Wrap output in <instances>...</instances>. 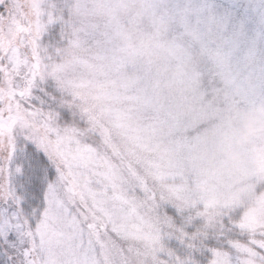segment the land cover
<instances>
[{
  "label": "snow or ice",
  "instance_id": "6c2138e0",
  "mask_svg": "<svg viewBox=\"0 0 264 264\" xmlns=\"http://www.w3.org/2000/svg\"><path fill=\"white\" fill-rule=\"evenodd\" d=\"M77 6L0 0V37L15 34L0 39V264H264V170L245 158L209 184L205 172L161 157L133 171L89 115L65 103L72 97L49 68ZM153 7L179 39L226 49L224 63L204 57L193 134L232 103L264 96V0Z\"/></svg>",
  "mask_w": 264,
  "mask_h": 264
},
{
  "label": "rangeland",
  "instance_id": "374dc122",
  "mask_svg": "<svg viewBox=\"0 0 264 264\" xmlns=\"http://www.w3.org/2000/svg\"><path fill=\"white\" fill-rule=\"evenodd\" d=\"M153 3L78 0L77 24L68 40L73 50L52 62L49 74L72 97L65 103L87 113L101 138L127 157L125 163L133 171L137 162L151 164L169 157L205 172L211 184L236 165L225 157L228 146L220 141L219 129L234 119L235 105L249 107L264 96L232 103L226 118L211 130L193 134L199 119L191 114V101L204 57L224 63L226 49L215 45L208 51L196 37L191 42L179 39ZM13 35L8 34L7 42H15ZM71 139L74 146L77 137ZM240 151L241 160L247 158L264 170L247 149ZM67 158L71 162L74 154L67 153Z\"/></svg>",
  "mask_w": 264,
  "mask_h": 264
},
{
  "label": "clouds",
  "instance_id": "9594fccd",
  "mask_svg": "<svg viewBox=\"0 0 264 264\" xmlns=\"http://www.w3.org/2000/svg\"><path fill=\"white\" fill-rule=\"evenodd\" d=\"M234 119L226 121L219 129L220 141L227 145L226 159L238 164L241 149H247L254 162L264 167V100L249 107L235 105Z\"/></svg>",
  "mask_w": 264,
  "mask_h": 264
},
{
  "label": "trees",
  "instance_id": "16d2710c",
  "mask_svg": "<svg viewBox=\"0 0 264 264\" xmlns=\"http://www.w3.org/2000/svg\"><path fill=\"white\" fill-rule=\"evenodd\" d=\"M70 32V30H69ZM7 37H8V33H5L2 37H0V39H2L4 42H7ZM12 38L15 40V34L12 36ZM10 42H12V40H10ZM72 45L70 43V41H68L64 46H62V48L59 50V55L56 56V54H53V60L54 61H60L63 58L67 57L69 55L70 52H72Z\"/></svg>",
  "mask_w": 264,
  "mask_h": 264
}]
</instances>
